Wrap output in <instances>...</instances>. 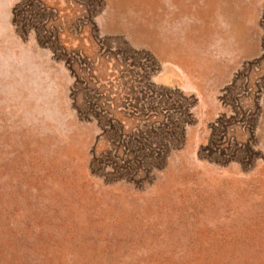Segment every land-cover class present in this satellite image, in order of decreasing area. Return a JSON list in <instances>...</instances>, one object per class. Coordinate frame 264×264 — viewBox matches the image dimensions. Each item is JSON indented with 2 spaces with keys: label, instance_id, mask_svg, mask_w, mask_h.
Segmentation results:
<instances>
[{
  "label": "rangeland",
  "instance_id": "obj_1",
  "mask_svg": "<svg viewBox=\"0 0 264 264\" xmlns=\"http://www.w3.org/2000/svg\"><path fill=\"white\" fill-rule=\"evenodd\" d=\"M229 1L251 9L246 42L216 56L171 0H44L74 77L36 41L39 4L23 39L0 0V264H202L264 238V0ZM149 143L168 146L153 168Z\"/></svg>",
  "mask_w": 264,
  "mask_h": 264
},
{
  "label": "trees",
  "instance_id": "obj_2",
  "mask_svg": "<svg viewBox=\"0 0 264 264\" xmlns=\"http://www.w3.org/2000/svg\"><path fill=\"white\" fill-rule=\"evenodd\" d=\"M34 1H36L39 4L37 6V15H41V19L39 22V23H41V25L38 24L40 26V28H37L38 31H35V37H36L37 43L41 47L50 49V51L53 54L54 59L64 62V64L70 70L72 75L74 77H76L75 71H73V64H72L71 60L69 58H67L66 54H64L62 52L61 48H55L54 46H52L53 43H60V41H59L58 34H56V33L52 34L51 32H49V28H48L49 19L46 17L47 6H46L44 0H18V3L13 8V20H12L17 34L19 36H21L23 39H27L28 34H29L28 27L30 24L26 20L31 18V15L33 13L35 15L36 10H33L34 9V7H33ZM45 17H46L47 21L45 20ZM122 133H123V131L120 134H122ZM119 137H121V136H119ZM122 149H124V145H122V144H120L119 146H114L113 150L109 152V155H111L115 159L119 158V156H121ZM167 151H168V146H166V145L149 143L147 145H140L137 148L136 152H139L137 154H141L143 156V158H141V160L143 161V163L145 165L148 162H150L148 164L152 167V166H155L154 163H156L158 161L161 163L165 161ZM148 152L151 154L150 156H149ZM127 153L125 152V154H127ZM123 154H124V152H123ZM145 156H149V157L144 158ZM223 240L222 241L224 242V244H226L228 247L234 249V251H236L237 249L239 250V247H240L239 241L241 242V240L239 238H225ZM243 240L248 242V243L244 242L245 244L242 247H240L241 251L243 252V253H241V259L244 260V262L247 258L244 255H249L248 259H250V256L253 252H257L259 250L264 251L263 250L264 249V238H258L257 241H256V238H244ZM53 243H55V242L52 241V243H51L52 248H54ZM86 243H87V241H86ZM256 244L260 245V247L255 246ZM222 249H223V246L220 245V247H216V249H214L213 251H212V249L209 250V252H207L205 254V256L201 257L202 260L200 262L202 264H241L239 259H238V257H240V255H238V253H236L234 251H230L228 253H225V252H222ZM54 250H59V256L58 257H61L63 259L62 246L56 247V248H54ZM49 251H51V250H48V252ZM88 251H90V250H88ZM80 255H81V253H80ZM217 257L219 258V260H214V258H217ZM262 258H264V257H262ZM245 264H246V262H245Z\"/></svg>",
  "mask_w": 264,
  "mask_h": 264
},
{
  "label": "crops",
  "instance_id": "obj_3",
  "mask_svg": "<svg viewBox=\"0 0 264 264\" xmlns=\"http://www.w3.org/2000/svg\"><path fill=\"white\" fill-rule=\"evenodd\" d=\"M176 4L178 6V9L175 13L172 14L170 10L166 6H162V9L166 10L169 15L170 22L179 23L180 26L186 27L184 31L182 32L184 34V41L187 42V45L190 44V42L187 40V34L189 37V32L197 31V40L198 37L200 38L199 41H201L202 45L200 47L207 52V54L210 51V46L214 44V40L216 38V35L219 36V41L216 47L213 49L215 52H213L214 55L218 56L219 52L221 50L226 49H235L238 48L240 44L245 45L246 42V33L244 30L243 24H245V18L247 15H251L250 8L248 5L244 7H238L241 8L238 10V7L232 4L231 1L225 0L224 2H199L197 0H190V1H178V0H171V5ZM190 15H195L199 18L204 19L203 23H194V25H191L189 23H186L182 18L187 17L189 18ZM220 15L222 17H229L231 18V25L229 30L223 29L220 27L219 17ZM172 34H174L172 32ZM172 38L176 39V35L169 37V44H173ZM231 38V39H229ZM233 40V41H232ZM209 44V45H208ZM169 47L171 45H168ZM176 45H173V48L171 51L167 48H165L163 55L170 59H175V56H177V49ZM190 47V46H189ZM212 52L210 51V54ZM183 60V57L180 59ZM209 62V63H208ZM206 61V65L211 68H215V73L218 72L221 73V66L222 63L220 61L213 62L208 60ZM208 63V64H207ZM216 73L217 75H219ZM198 77H200L201 81L205 80L208 77V72L205 73V71H202L199 73ZM197 86H199L198 82L196 83Z\"/></svg>",
  "mask_w": 264,
  "mask_h": 264
},
{
  "label": "bare ground",
  "instance_id": "obj_4",
  "mask_svg": "<svg viewBox=\"0 0 264 264\" xmlns=\"http://www.w3.org/2000/svg\"><path fill=\"white\" fill-rule=\"evenodd\" d=\"M50 85V84H49ZM44 91V90H43Z\"/></svg>",
  "mask_w": 264,
  "mask_h": 264
}]
</instances>
